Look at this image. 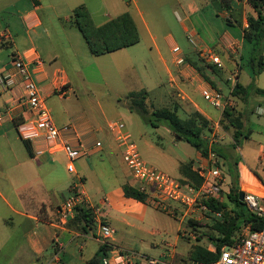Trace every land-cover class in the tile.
<instances>
[{
  "label": "crops",
  "instance_id": "1",
  "mask_svg": "<svg viewBox=\"0 0 264 264\" xmlns=\"http://www.w3.org/2000/svg\"><path fill=\"white\" fill-rule=\"evenodd\" d=\"M80 6L89 10L97 26L124 13H130L139 34L141 23L156 43L145 12L136 3L137 16L127 8L114 17L107 9L102 12V6L96 0H0V77L7 83L6 92L0 89V264H88L105 245L100 239L99 211L102 210L101 216L116 235L118 224L135 228L136 223L143 220L144 209L151 207L147 202L126 197L124 187L127 182L132 183L135 188L137 182L123 161L121 149L109 125L99 126L97 130L100 137L96 144L102 143L100 149L96 148V144L90 143L93 134L88 126L78 121L67 125L71 127L70 131L62 132L65 141L89 151L88 155L75 163L76 175L67 171L66 155L63 152L52 155L43 141L30 143L31 156L16 131L14 119L24 114L16 106L15 100L22 94L23 87L22 80L12 65L13 55L19 54L31 62V70L44 97L45 94H54L62 83L67 84L71 92L70 78L63 69L57 70L55 64L62 53H69L70 57L71 54L74 57L78 50L80 40L77 33L80 31L75 25L74 11ZM210 8L213 15L216 14L218 19L225 22L220 25L216 20L209 21L210 17L205 12ZM93 9L99 12L100 23H96ZM173 9L189 41L197 47L194 41L197 38L202 44L198 52L200 59L205 62L202 68L212 65L207 58L209 53L221 58V53L229 54L234 47H242L249 18L257 17L248 0H173ZM179 11L183 12L185 19H181ZM185 22H189L192 29ZM167 36L174 38V34L169 31ZM207 44H218L217 50L209 49ZM2 48L11 50L8 55L10 60L6 64L1 56L5 53ZM37 59L41 65L35 63ZM182 59L184 63L179 65L177 56L175 58L177 71L183 76L191 77L190 82L198 83L201 91L208 88L221 90L224 79L220 77L222 71L218 67L214 71L207 66L201 77L198 68L188 57L182 56ZM222 67L224 69V65ZM240 67L242 70V66ZM245 68L250 79L247 84L241 82L243 70L234 76L231 74L229 80L232 79L243 87L250 86L253 78L248 67ZM169 73L172 76L174 72L170 70ZM204 74L211 77L216 89L205 79ZM213 76L218 78L213 79ZM261 76L262 74L256 80L258 88ZM67 126L58 127L62 129ZM126 133L129 134L127 131ZM201 157L198 152L195 159L190 161L194 172L204 165ZM82 159L87 160L82 163ZM181 165L180 180L184 178ZM67 188L70 195L79 189L88 198L95 212V229L82 231L74 225H61L58 208L65 201L64 190ZM114 237L106 243L109 246L106 257L124 253L120 250L125 248L118 245V240Z\"/></svg>",
  "mask_w": 264,
  "mask_h": 264
},
{
  "label": "rangeland",
  "instance_id": "2",
  "mask_svg": "<svg viewBox=\"0 0 264 264\" xmlns=\"http://www.w3.org/2000/svg\"><path fill=\"white\" fill-rule=\"evenodd\" d=\"M96 1L102 6V12L103 9H107L114 17L127 8L137 16L135 3L138 4L145 12V18L149 22L153 36L156 37V43L140 23L138 45L125 51L95 56L91 54L86 41L77 31L80 41L75 56L72 57L71 54L70 57L69 53H62L55 64L57 70L63 69L67 73L72 91L63 98L57 91L52 95L45 94L55 123L59 127H64L78 121L88 126L93 134L90 143L95 145L100 137L97 133L99 126L107 127L112 122L121 121L139 147L142 159L165 174L179 179L181 163H190L199 151L188 142L177 139L167 122L158 123V127L147 124L140 114L132 112V101L134 98L141 99L144 96L149 114L156 110H169L176 112L183 121H195L200 126L202 124L197 113L201 114L208 121L203 140L208 144L209 140L216 141L214 146L225 156L218 157V168L223 176L221 198L227 201L230 210L243 214L244 217L239 223L242 228L244 219L252 211L246 203L242 202L238 206L229 198L232 189L252 194L264 205V171L261 164V156L264 153V116L257 113L258 108L264 105V98L255 93L233 96V86L237 83L229 80L231 74L234 76L242 70L241 82L247 84L250 80L245 68L248 65L247 46L243 43L242 47L241 45L240 48L234 47L229 54L221 53L220 59L224 69L217 68L222 71L220 77L224 79V85L220 87L221 92L233 102L234 117L241 115L245 131L251 132L250 138H240L236 144L234 140L236 129L230 120L203 98L198 83L190 82L191 77L183 76L176 69L174 61L177 55L173 53V47H179L181 56L188 57L189 61L197 64L195 66L203 67L205 62L200 59L198 53L200 46L202 47L200 40L194 39L197 47L189 41L174 14L173 0ZM93 13L96 23H100L99 12L93 9ZM205 14L210 17L211 22L216 20L220 25L225 22L218 19L216 14L213 15L211 8ZM179 15L182 20L185 19L182 11H179ZM185 23L192 29L189 22ZM168 31L174 34L173 39L167 36ZM207 45L209 49L217 50L218 44ZM60 46L61 44L59 48ZM10 51L2 48V52L5 53L1 56L5 64L10 60L8 57ZM170 70L174 72L172 76ZM216 78L218 77L213 76V79ZM258 86L264 90V73ZM133 93L136 97L132 96ZM214 133L218 134L215 138ZM201 156L204 164L202 168H206L205 172H208L210 169L208 159L202 154ZM85 160L87 159H82L81 162ZM75 183L79 184L77 181ZM125 186H132V183L128 181ZM68 190V188L64 190L65 201L75 192L70 195ZM209 201L203 200L204 203ZM146 202L151 207L144 209L143 220L138 221L136 227L131 229L118 224L117 234L114 235L118 245L125 248L120 251L128 253L133 263L149 264L154 260L160 264H192L191 255L197 246L216 251V239L221 236L214 228L217 223L223 221V216L215 217L212 214L197 212L196 216L200 221L184 220L179 204H166L168 209L165 210L155 207L148 196ZM101 213L102 210L98 212V216L101 217L100 226L111 227ZM190 220L196 221V224L189 226ZM199 222L202 225L198 224Z\"/></svg>",
  "mask_w": 264,
  "mask_h": 264
},
{
  "label": "built area",
  "instance_id": "3",
  "mask_svg": "<svg viewBox=\"0 0 264 264\" xmlns=\"http://www.w3.org/2000/svg\"><path fill=\"white\" fill-rule=\"evenodd\" d=\"M173 53L177 55L178 64H183L179 47L173 48ZM210 62L219 68H222L221 59L214 54H208ZM37 65H41L39 59L35 60ZM12 65L17 75L22 80L23 93L15 102L16 106L22 109L24 115L23 121L16 126L19 137L29 143L43 141L48 145V152L55 155L63 152L68 160L67 171L71 175H76L75 163L82 157L88 155L89 151L81 147H75L65 141L62 136L63 131H70L71 127L59 128L53 118L47 99L42 95L41 89L34 78L31 70V62L27 61L21 55H13ZM62 76V74H59ZM0 89L7 91V83L0 77ZM63 98L68 95L67 84L62 83L56 90ZM203 98L209 102L216 110L222 114L229 108H233L231 99L221 92L212 88L202 89ZM259 115L264 116V106L257 110ZM2 116H0V121ZM218 128V125H216ZM109 129L114 133L115 141L121 149L123 161L131 173V176L137 182V189L147 195L153 205L157 208L168 209L166 204L175 203L182 207L181 216L185 219H194L200 221L197 212L208 214L209 209L203 200H220L223 191V176L218 168L219 156L213 149L216 141L209 140L208 162L210 169L200 168L196 172L203 179L199 188L184 185L180 179H175L155 167L147 164L140 153L139 147L126 133V125L121 121H115L109 124ZM218 134L214 133L215 138ZM96 148H102V143L98 142ZM261 164L264 169V153L261 156ZM82 179H80V184ZM79 185L77 188H79ZM244 203L259 218L264 221V205L260 199L252 194L244 195ZM79 207L92 208L91 203L83 192L79 189L73 193L59 208L58 217L63 227L76 218ZM176 212V211H175ZM174 212V215H175ZM173 213V212H172ZM215 217H221L220 214H214ZM115 231L107 226H100V239L103 244L114 236ZM105 264H137L133 263L128 254L117 253L114 256L106 257ZM143 264V263H142ZM149 264H160L157 261H150ZM211 264H264V223L261 229L253 230L252 223L244 224L240 234L235 242L224 246L221 249L220 257Z\"/></svg>",
  "mask_w": 264,
  "mask_h": 264
},
{
  "label": "trees",
  "instance_id": "4",
  "mask_svg": "<svg viewBox=\"0 0 264 264\" xmlns=\"http://www.w3.org/2000/svg\"><path fill=\"white\" fill-rule=\"evenodd\" d=\"M248 3L257 14L256 18H249V27L244 34V43L248 48L247 67L251 72L253 83L248 87H243L240 83H237L232 94L233 96H239L240 94L246 95L247 93H255L264 98V90L256 86L257 78L264 73V0H248ZM74 21L76 27L86 41L91 54L95 56L116 53L133 47L140 42L137 25L130 13H124L101 26H97L89 10L85 6H80L74 11ZM207 66L214 71L216 70V67H218L214 64ZM207 66L204 68L199 66L195 67L198 68L203 76V69L205 70V68H208ZM219 69H223V67ZM204 77L208 80L211 86L216 89V84L211 80V77L207 74H204ZM218 91L221 92V90ZM133 95L136 97V94L133 93L132 96ZM131 110L134 113L140 114L147 124L154 127H158V123L167 122L169 128L175 134L177 139L188 142L197 151L201 152L202 155L208 157L209 144L203 140L204 131L208 125V121L201 114L197 113L202 124L201 126L195 121H183L179 118L176 112H171L169 110H156L152 114H149L145 105L144 96L141 99H133ZM233 113L234 108H229L224 112V115L230 120L231 125L236 129L234 140L235 143L238 144L240 138H250L251 132L245 131L246 128L242 121V116L239 115L234 117ZM22 121L23 117L21 116L15 118V126ZM25 146L32 156L33 154L30 143L25 142ZM213 149L217 152L218 156L225 158L223 152L220 150L218 152L216 146H214ZM181 174L184 178L180 181L184 185L199 188L203 183V179L198 173L192 170L191 163L181 165ZM124 192L126 197L142 203H145L147 200V196L135 187L125 186ZM229 198L233 199V202L238 206L242 204L240 201V192L235 188L232 189ZM205 204L209 209L208 214H212L213 216L214 214H220L224 218L223 221L217 223L214 228L221 237L216 239L215 252H212L203 246H197L191 255L192 264H211L217 261L220 257L221 249L224 246L235 242L241 230L239 223L244 217L242 213L232 209L230 210L227 201L225 202L223 198L220 200H210L209 202H205ZM249 223H252L253 230H259L262 228L264 221L252 212L244 219V224ZM193 224H196V221L190 220L188 222L189 226H192ZM198 224L202 225L201 222ZM72 225L82 231H86L88 228L95 229L97 223L95 221L94 209L79 207L77 209L76 218L68 224V226ZM211 239L214 240V238ZM108 250L109 246L107 244L103 245L101 251L91 259L88 264H105L104 259L107 256Z\"/></svg>",
  "mask_w": 264,
  "mask_h": 264
},
{
  "label": "water",
  "instance_id": "5",
  "mask_svg": "<svg viewBox=\"0 0 264 264\" xmlns=\"http://www.w3.org/2000/svg\"><path fill=\"white\" fill-rule=\"evenodd\" d=\"M244 195H245L244 192H240V201L241 202H244Z\"/></svg>",
  "mask_w": 264,
  "mask_h": 264
}]
</instances>
